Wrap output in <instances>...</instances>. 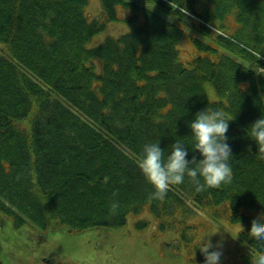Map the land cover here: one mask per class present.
Here are the masks:
<instances>
[{
	"label": "trees",
	"instance_id": "1",
	"mask_svg": "<svg viewBox=\"0 0 264 264\" xmlns=\"http://www.w3.org/2000/svg\"><path fill=\"white\" fill-rule=\"evenodd\" d=\"M88 1L0 0V97H15L8 108L0 101V211L16 227L70 233L119 229L129 215L147 213L190 247L199 227L178 218L190 200L240 226L229 258L251 264L264 154L247 129L264 115V0H101L93 20ZM112 22L130 32L88 47ZM208 107L231 120L232 182L197 192L186 176L163 201L149 200L153 188L137 164L143 146L159 141L167 157L182 139L187 159H202L189 124ZM190 259L204 263L201 253Z\"/></svg>",
	"mask_w": 264,
	"mask_h": 264
},
{
	"label": "rangeland",
	"instance_id": "2",
	"mask_svg": "<svg viewBox=\"0 0 264 264\" xmlns=\"http://www.w3.org/2000/svg\"><path fill=\"white\" fill-rule=\"evenodd\" d=\"M101 0H89L88 12L91 20L102 16ZM130 32V26L125 22H112L107 24L105 31L95 35L88 43V47H95L102 43L108 36L119 37ZM191 46L182 45V54L185 57L190 52ZM3 52L4 48L0 47ZM99 60H95L96 71L100 73L102 66ZM27 131L31 130L30 121L23 122ZM189 212L178 213V218L186 216V223L198 226L200 234L196 236L195 243L186 247L173 233H160L156 228V222L147 213L140 216L133 214L128 216V222L119 229L97 228L81 233H70L65 226L53 229H41L32 224L16 227L15 221L0 211V262L2 264H40L42 259L48 256L54 257L62 264H203L192 261L190 258L200 254L199 247L205 239L211 237L215 244L224 238L223 259L221 264H241V259L229 258L231 250H228L233 242L231 236L236 227L213 219L209 211H203L195 203ZM140 221H148L149 225L143 228L137 227ZM185 222V221H184ZM198 232V231H197ZM199 233V232H198ZM217 234V235H215ZM75 253L70 259L64 255ZM94 255L95 260L87 259V254ZM256 254V253H255ZM250 263V262H248ZM44 264V263H42Z\"/></svg>",
	"mask_w": 264,
	"mask_h": 264
},
{
	"label": "clouds",
	"instance_id": "3",
	"mask_svg": "<svg viewBox=\"0 0 264 264\" xmlns=\"http://www.w3.org/2000/svg\"><path fill=\"white\" fill-rule=\"evenodd\" d=\"M184 13L187 14L186 8ZM260 59H264V55L259 56L258 60ZM230 121L222 110L210 107L196 113L189 127L192 131L191 138L195 141V152H199L202 157L199 160L195 156L191 160L187 159L189 152L182 139H177L170 146L167 157L159 141L146 143L137 164L142 175L153 188L148 199L163 201L171 187L182 184L186 176L190 178L197 192L230 184L233 180V170L229 163L233 154L227 137ZM247 130H250V134L249 132L247 134L258 146V153L264 154V115L252 123ZM261 158H264V155ZM116 196L117 193L114 192L110 205L113 213L120 206L115 199ZM217 234L221 235V239L215 244L210 237L199 247L204 256V264H221L224 238L222 233ZM249 236L258 244V251L253 256L251 264H264V212L251 221Z\"/></svg>",
	"mask_w": 264,
	"mask_h": 264
},
{
	"label": "bare ground",
	"instance_id": "4",
	"mask_svg": "<svg viewBox=\"0 0 264 264\" xmlns=\"http://www.w3.org/2000/svg\"><path fill=\"white\" fill-rule=\"evenodd\" d=\"M87 59V56L85 54H82V57H81V63H84ZM93 61L96 60V58H91ZM87 63H88V60H87ZM1 102H2V106L4 108H8L10 107L15 100V97L13 95H2L1 97ZM235 176L237 177V174H235ZM179 219H181L182 221H186V216L185 215H182L181 217H179Z\"/></svg>",
	"mask_w": 264,
	"mask_h": 264
},
{
	"label": "flooded vegetation",
	"instance_id": "5",
	"mask_svg": "<svg viewBox=\"0 0 264 264\" xmlns=\"http://www.w3.org/2000/svg\"><path fill=\"white\" fill-rule=\"evenodd\" d=\"M74 254H75V253H70V254H67V255H64V256H65L67 259H70V257L73 256ZM87 255H88V256H87L86 262H87L88 260H90V261H94V260H95V257H94L93 254L88 253ZM41 262H43V263H45V264H62V263H58L57 260H56L54 257H52V256H48V257L43 258Z\"/></svg>",
	"mask_w": 264,
	"mask_h": 264
}]
</instances>
